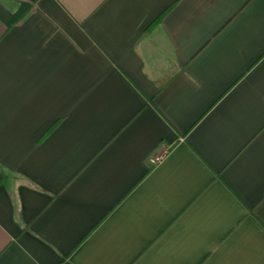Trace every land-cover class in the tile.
I'll return each instance as SVG.
<instances>
[{
	"label": "crops",
	"instance_id": "obj_1",
	"mask_svg": "<svg viewBox=\"0 0 264 264\" xmlns=\"http://www.w3.org/2000/svg\"><path fill=\"white\" fill-rule=\"evenodd\" d=\"M0 264H264V0H0Z\"/></svg>",
	"mask_w": 264,
	"mask_h": 264
}]
</instances>
